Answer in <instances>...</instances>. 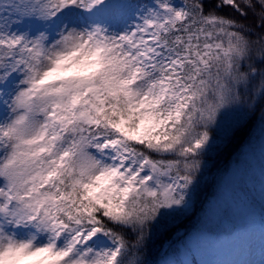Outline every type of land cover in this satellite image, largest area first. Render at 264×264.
Instances as JSON below:
<instances>
[{
  "label": "snow or ice",
  "instance_id": "6c2138e0",
  "mask_svg": "<svg viewBox=\"0 0 264 264\" xmlns=\"http://www.w3.org/2000/svg\"><path fill=\"white\" fill-rule=\"evenodd\" d=\"M257 114L264 0H0V264H152Z\"/></svg>",
  "mask_w": 264,
  "mask_h": 264
},
{
  "label": "rangeland",
  "instance_id": "374dc122",
  "mask_svg": "<svg viewBox=\"0 0 264 264\" xmlns=\"http://www.w3.org/2000/svg\"><path fill=\"white\" fill-rule=\"evenodd\" d=\"M262 133L257 142L260 143L257 144L259 146L248 147L242 163L222 180L221 195L208 210L212 219L224 222L218 231H200L210 235L212 243L198 241L185 247L189 235L185 242L180 244L177 255L169 258L179 261H207L212 264H224L229 261L261 264V261H264V251L261 249V232L264 230L262 218L245 197L233 191L241 174L248 171L257 183L259 195L264 199V128ZM228 214L232 218L230 221L225 219Z\"/></svg>",
  "mask_w": 264,
  "mask_h": 264
},
{
  "label": "trees",
  "instance_id": "16d2710c",
  "mask_svg": "<svg viewBox=\"0 0 264 264\" xmlns=\"http://www.w3.org/2000/svg\"><path fill=\"white\" fill-rule=\"evenodd\" d=\"M263 128L264 124L261 123L259 114H257V117L247 124L226 151L212 157L209 161L208 171L205 173L198 190L194 209L173 221L174 229L170 234L166 236L157 235L153 238L149 254L152 264H157L165 257L166 253L168 255L175 254L179 243L192 230L202 226L203 222L210 221L207 211L219 194V185L222 178L235 164L240 163L248 147L260 144L256 142L263 135ZM253 182L244 176L240 179L237 190L240 189L242 194L248 196L254 203L257 202V196L255 195V184Z\"/></svg>",
  "mask_w": 264,
  "mask_h": 264
}]
</instances>
